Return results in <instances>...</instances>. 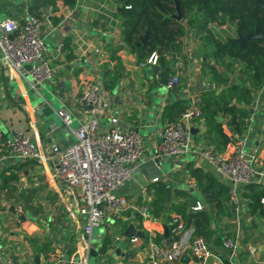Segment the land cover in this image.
<instances>
[{
  "label": "crops",
  "instance_id": "1",
  "mask_svg": "<svg viewBox=\"0 0 264 264\" xmlns=\"http://www.w3.org/2000/svg\"><path fill=\"white\" fill-rule=\"evenodd\" d=\"M74 1L72 6L59 1L54 9H45L39 18L45 41L44 59L53 72L50 82L32 89L28 81L16 78L0 63V134L3 137L9 138L15 130L22 129L47 154L53 144L60 148L69 147L75 142L71 131L77 129L85 118L79 103L81 84L86 80H97L103 85L107 78L112 77L115 84L104 88L109 107L100 119V130H106L110 118L117 117L123 130L138 132L145 141L144 163L156 154L161 145L163 128L176 121V108L184 106L197 110L204 93L222 94L231 84V81L221 83L210 74L205 67V47L194 33L188 32L178 56L182 64L180 83L168 92L159 84V77L152 74L147 64L149 56L141 59L123 44L118 0ZM30 2L0 0V19L8 17L19 21L28 11L26 8ZM210 30L223 43L237 37L236 24L232 22L213 24ZM61 42L66 50L64 56L57 54V46ZM229 77V80L233 79L231 75ZM250 107L247 130L240 140L245 141L247 154H256L252 184L264 189V86ZM60 110L70 114L69 127L58 118ZM52 124L57 127L54 131L50 130ZM190 128L197 132L191 135L189 154L177 158L183 165L173 167L159 180L173 184L170 186L169 203L196 200L206 209L207 205L195 189L194 179L189 173L201 168L220 184L227 187L230 184L221 180L201 157L202 150L214 148L211 140L204 136L203 122L194 121ZM223 131L230 135L231 131L226 126H223ZM232 145L225 146L219 154L231 152ZM10 174L18 177L13 194L2 189L3 179ZM149 185L141 175H135V179L119 191L126 210L151 202L153 191ZM239 188L240 211L234 213L226 206L228 212L224 217H221L223 207L214 213V217L219 218L207 237L214 256L203 264H264V205L261 204L262 212H250L242 204L247 202L242 197L244 187ZM177 191L188 192L189 197L176 196ZM126 210L123 215L128 214ZM169 210L167 207V213L161 219H155L145 227L138 216L131 223L121 219L114 224L110 221L94 230L88 253L86 250L78 252L80 231L86 217L80 215L77 194L56 180L53 161L39 164L0 156V264L6 261L33 264L34 256L39 257V264H154L148 259L149 240L156 244H169L173 240L170 224L173 217L179 215ZM169 213L173 214L168 221ZM180 220L183 222L182 218ZM129 225L143 234V239L139 238L135 245L126 240L129 238L125 236ZM164 227L168 230L167 238L164 237ZM237 230L241 231L242 240L233 253L224 250L221 243H211L216 237L222 241L234 238ZM116 237H123L122 242L126 241L122 251L125 256L115 253L122 243L116 244ZM106 240L111 244L103 251ZM249 247L256 249L253 257L247 252ZM92 250L95 256H91ZM201 263L186 254L168 264Z\"/></svg>",
  "mask_w": 264,
  "mask_h": 264
},
{
  "label": "built area",
  "instance_id": "2",
  "mask_svg": "<svg viewBox=\"0 0 264 264\" xmlns=\"http://www.w3.org/2000/svg\"><path fill=\"white\" fill-rule=\"evenodd\" d=\"M45 41L41 34L39 17L26 11L17 21L12 18L0 19V63L10 73L21 80L28 81L30 87L48 83L53 79V72L44 59ZM57 54H66L61 42L57 46ZM158 56L152 53L147 64L157 66ZM173 63L165 89L170 92L180 83L179 72L181 61ZM79 103L84 121L77 129L72 130L75 142L67 148L57 145L50 146V153L43 152L33 143L28 134L17 129L7 138L0 134V156L12 161H32L45 164L53 161L54 176L67 189L75 192L78 197L80 215L86 217V222L80 231L81 242L78 252H89L95 229L108 222L131 223L136 216L145 224L153 223L155 219L149 214V204L129 207L126 210L119 191L135 179V171L144 159L145 145L143 137L135 131H125L117 117L110 118L109 127L100 130V119L105 115L109 102L106 91L100 81L86 80L81 84ZM60 121L69 127L71 116L65 110L57 112ZM194 121H201L199 110L188 108L178 114L176 121L165 126L161 132L162 143L156 151L161 158H181L191 151L190 126ZM56 124L50 125V130L56 129ZM232 150L227 154H218L213 148L201 151V157L215 170L219 178L230 185L227 191V206L238 213L241 209L240 188L254 181L256 154H247L246 143L237 139L232 143ZM159 179H154L152 184ZM264 205V198L261 199ZM201 211L198 202L191 208ZM127 215H123L124 212ZM19 212V210H15ZM170 234L173 240L169 244H156L149 240L148 259L154 264H168L178 260L182 255L189 254L197 262L203 264L212 258L210 245L198 236L193 227H186L179 217H173L170 224ZM1 235V232H0ZM240 230L234 238L222 241V248L234 252L242 240ZM123 237H116L114 242L121 243ZM135 245L139 238L131 236L126 239ZM255 248L249 247L248 254L253 257ZM3 264H17L6 261Z\"/></svg>",
  "mask_w": 264,
  "mask_h": 264
},
{
  "label": "trees",
  "instance_id": "3",
  "mask_svg": "<svg viewBox=\"0 0 264 264\" xmlns=\"http://www.w3.org/2000/svg\"><path fill=\"white\" fill-rule=\"evenodd\" d=\"M59 1L69 6L75 4L74 0H31L26 9L40 18L45 9H54ZM117 2L120 5L119 18L123 44L137 53L141 59L152 53L157 54L159 67L166 69L173 65L176 56H180L184 37L188 32L195 34L196 39L206 49L205 67L210 74L221 83L231 81L222 94L204 93L200 99L197 110L201 112L204 136L211 140L213 150L218 154L225 146L240 139L247 130L250 106L264 86V44L257 39L246 41L243 47L235 43H223L215 38L210 26L232 22L236 24L237 33L242 36L251 34L255 30L264 33V12L257 8L252 0H118ZM177 10L181 15L179 21L172 19V16L177 14ZM145 34L149 37V41L145 45L137 46ZM216 65L220 66L221 70H218ZM229 75L233 79L229 80ZM114 84L115 81L110 77L103 85L107 88ZM186 109L188 108L184 106L176 108L174 114H180ZM223 126L231 131L230 135L223 131ZM189 174L194 179L195 189L203 197L207 208L197 212L192 211L190 208L195 205L196 200L167 204L166 190L173 184H165L161 179L149 185L150 190L153 191L149 214L154 219H161L169 207V211L182 218L186 227L192 226L198 236L208 239L214 213L221 210L224 203L227 206L228 187L220 184L212 174L201 168H195ZM17 181V175L10 174L3 179L2 189L13 194L16 192ZM176 196L189 197V193L177 191ZM242 197L247 201L246 206L250 212L263 211L261 199L264 198V189H259L254 184L246 185ZM172 214L169 213L168 221ZM211 243L220 245L222 240L216 237ZM110 244L111 242L106 240L103 251H106Z\"/></svg>",
  "mask_w": 264,
  "mask_h": 264
},
{
  "label": "water",
  "instance_id": "4",
  "mask_svg": "<svg viewBox=\"0 0 264 264\" xmlns=\"http://www.w3.org/2000/svg\"><path fill=\"white\" fill-rule=\"evenodd\" d=\"M252 1L255 3V6L257 8L261 9L264 12V1H262V0H252ZM172 19L175 21H179L181 19V15H180L179 10H177V14L172 16ZM236 36L237 37L235 39H229L227 42L235 43V44L243 47L244 43L246 41L251 40V39H257L264 44V33H261L257 30H255L253 33L248 34L246 36H242L238 33ZM148 41H149V37L145 34L141 38V40L137 44V46L145 45ZM139 65L143 67L144 63L139 62ZM171 66L169 68H166V69H162L159 66H153L150 68L152 74L154 76L159 77V84L163 87L166 86L167 81L169 79V73H170ZM196 132H197V130L195 128H190V134L191 135H194ZM182 165H183V162L180 160H177V158H175V157L161 158V157L157 156V154H154L150 160H148L147 162H144L138 166V168L135 171V175H137V176L141 175L147 184H151L154 179H160L162 174L165 171H167L168 168H173V167L182 166ZM170 198H171V189L168 188L166 190V203H169ZM163 230H164V237L167 238V235H168L167 234V231H168L167 227H164ZM133 235H135L136 237H138L140 239H143V234L141 232H136L133 225H129L126 232H125V236L131 237ZM125 245H126V241L124 240L120 244V247L115 250V253L117 256H121V257L125 256V254L122 252ZM0 250H1V246H0ZM91 256H95V254L93 253V250L91 252ZM33 264H39V257L38 256H34Z\"/></svg>",
  "mask_w": 264,
  "mask_h": 264
},
{
  "label": "rangeland",
  "instance_id": "5",
  "mask_svg": "<svg viewBox=\"0 0 264 264\" xmlns=\"http://www.w3.org/2000/svg\"><path fill=\"white\" fill-rule=\"evenodd\" d=\"M183 45H184V41H183ZM216 67L219 68L218 70H221L220 66H217V65H216ZM143 142H144V145H145L144 137H143ZM171 169H172V168H168L167 171H165V172L163 173V175H165V174H169V173L171 172ZM242 204H243V206L245 207L246 203H245L244 201H243ZM226 212H228V209L226 208V205L223 204V212H222L223 215L221 214V215H222L221 217H224V216H225L224 214H226ZM218 218H219V217H214V218L212 219V221H211V226H213V225L215 226V225H216V223H217L216 221L218 220ZM100 229H101V228H100ZM203 239H204L205 241L208 242V240H207L205 237H203Z\"/></svg>",
  "mask_w": 264,
  "mask_h": 264
}]
</instances>
